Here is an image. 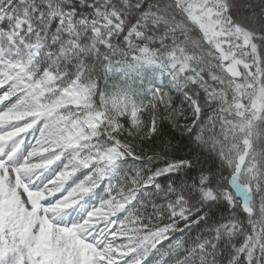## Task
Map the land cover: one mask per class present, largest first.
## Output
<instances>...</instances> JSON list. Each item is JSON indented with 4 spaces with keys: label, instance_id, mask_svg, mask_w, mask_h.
Here are the masks:
<instances>
[{
    "label": "snow or ice",
    "instance_id": "obj_1",
    "mask_svg": "<svg viewBox=\"0 0 264 264\" xmlns=\"http://www.w3.org/2000/svg\"><path fill=\"white\" fill-rule=\"evenodd\" d=\"M0 264H264V0H0Z\"/></svg>",
    "mask_w": 264,
    "mask_h": 264
}]
</instances>
